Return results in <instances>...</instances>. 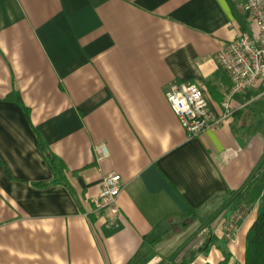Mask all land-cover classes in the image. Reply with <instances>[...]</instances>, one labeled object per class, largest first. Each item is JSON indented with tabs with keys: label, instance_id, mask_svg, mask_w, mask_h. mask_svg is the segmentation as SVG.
Segmentation results:
<instances>
[{
	"label": "crops",
	"instance_id": "crops-1",
	"mask_svg": "<svg viewBox=\"0 0 264 264\" xmlns=\"http://www.w3.org/2000/svg\"><path fill=\"white\" fill-rule=\"evenodd\" d=\"M246 21L240 0H0V264H244L264 163L243 125L255 91L192 138L165 92L195 83L219 118L231 81L216 57ZM39 137L68 185L40 186L54 175ZM113 173L116 217L96 205ZM233 192L252 212L231 243V213L213 215Z\"/></svg>",
	"mask_w": 264,
	"mask_h": 264
},
{
	"label": "built area",
	"instance_id": "built-area-1",
	"mask_svg": "<svg viewBox=\"0 0 264 264\" xmlns=\"http://www.w3.org/2000/svg\"><path fill=\"white\" fill-rule=\"evenodd\" d=\"M243 3L246 19L251 30H240L232 42L220 49L217 60L220 68L230 78L231 86L224 95L221 107L223 113L213 118L204 91L195 83L171 84L165 97L171 109L189 136H199L206 129L217 128L222 121L234 113L233 101L238 95L249 91H261L264 94V0H240ZM99 160L109 157L105 145L97 147ZM261 175L264 178V163ZM97 208L107 211L110 217L119 214L117 200L122 191V179L119 174H109L102 180ZM252 210L240 206L222 224V236L228 242H235L240 222L248 218ZM117 221L112 218L108 228H117Z\"/></svg>",
	"mask_w": 264,
	"mask_h": 264
},
{
	"label": "trees",
	"instance_id": "trees-1",
	"mask_svg": "<svg viewBox=\"0 0 264 264\" xmlns=\"http://www.w3.org/2000/svg\"><path fill=\"white\" fill-rule=\"evenodd\" d=\"M19 102L17 93L11 95L10 99ZM39 146L44 153L46 161L53 172L54 179L45 184H40L42 187H47L55 184L68 185L65 177V166L64 163L54 155H52L45 142L39 137ZM243 198L241 193H226L224 195L223 202L225 203L224 208L215 213L214 218L217 216H228L235 209L241 206ZM244 264H264V194L259 199L256 219L251 226L247 238H246V252H245V263Z\"/></svg>",
	"mask_w": 264,
	"mask_h": 264
},
{
	"label": "rangeland",
	"instance_id": "rangeland-1",
	"mask_svg": "<svg viewBox=\"0 0 264 264\" xmlns=\"http://www.w3.org/2000/svg\"><path fill=\"white\" fill-rule=\"evenodd\" d=\"M246 30L250 31V24L248 21H246L245 25ZM248 106L244 109V123L245 128L247 130H250L253 134L255 132H260L264 137V94L261 91H257L254 94H250L248 96ZM264 192V178L260 173V176L258 177L257 181L254 183V186L252 190L247 194V202L252 207L255 208L259 199L263 196ZM219 202V201H218ZM226 202H221L222 204L220 206V211L222 208H224ZM219 206V204H218ZM219 212V211H218ZM217 213V212H216ZM215 215V214H214ZM221 218L220 216H217L214 221ZM205 233L202 234L198 233V238H202V236Z\"/></svg>",
	"mask_w": 264,
	"mask_h": 264
}]
</instances>
